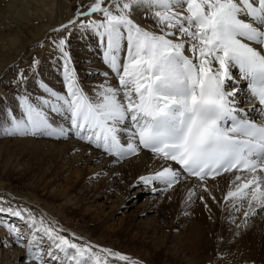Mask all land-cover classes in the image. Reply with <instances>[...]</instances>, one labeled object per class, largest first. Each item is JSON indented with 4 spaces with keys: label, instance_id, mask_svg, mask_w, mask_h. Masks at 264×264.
<instances>
[{
    "label": "snow or ice",
    "instance_id": "obj_1",
    "mask_svg": "<svg viewBox=\"0 0 264 264\" xmlns=\"http://www.w3.org/2000/svg\"><path fill=\"white\" fill-rule=\"evenodd\" d=\"M137 16L149 18V27ZM74 28L95 38L104 66L89 73L94 79L87 86L69 50ZM63 30L68 35L60 37ZM53 31L61 88L37 78L34 59L37 91L28 89L21 70L16 84L24 91L14 109H0V138H75L117 161L147 150L159 170L137 183L165 193L191 178L233 173L224 196L231 210L247 201L245 216L264 211V122L248 116L256 109L242 107L250 101L240 87L247 82L264 114V0H92ZM0 216L20 222L0 220V227L25 249L27 264H136L119 251L65 236L27 208L9 203Z\"/></svg>",
    "mask_w": 264,
    "mask_h": 264
},
{
    "label": "rangeland",
    "instance_id": "obj_2",
    "mask_svg": "<svg viewBox=\"0 0 264 264\" xmlns=\"http://www.w3.org/2000/svg\"><path fill=\"white\" fill-rule=\"evenodd\" d=\"M91 2L92 0H57V9L53 13V19L49 21V27L51 28L47 35L39 42L37 41L36 45H31L28 52L22 55L23 57L13 63L5 74L0 75V109L13 108L17 94L24 91L23 86L18 87L16 84L17 74L21 70L24 71L25 77L29 80L33 76L30 68L34 59L40 62L38 69L46 62L54 61L55 56L51 51V40L54 36H57V33L53 30L73 20L78 5L87 6ZM40 3H42L41 0H0V47L7 38L3 34H16L20 37L21 41L22 37V39L25 37V39H27L29 37V32H33L35 35L40 31L38 29L42 28H39L40 26L48 23L46 19H41V13L38 14L40 18H37V20L29 23L27 22V18L32 14L31 12H33L35 8L39 9V11L45 10L44 12H47V6L42 8V5L38 6ZM67 35V30H63L59 33L60 37ZM75 36L77 41L79 40L81 43L90 40L91 43L96 42L95 38L90 37V34H84L78 28L72 29L69 50L73 57L76 56H74L75 54L72 52L71 41ZM42 44L45 45V47H41ZM80 46H82V44ZM98 59L100 62L99 57ZM82 60L85 61V59ZM4 139L13 138H0V141ZM38 140L40 139L38 138ZM45 141L50 140L46 138ZM63 141L67 143L77 141L83 144L82 141L75 138ZM43 163L46 165L39 167L40 165L37 163L29 164L26 160L20 159L17 161L18 166H16L12 154L0 157V184H2V186H0V206L7 207L10 203L14 208H27L37 219L43 217L50 223L54 222V226L62 229V234L65 236H68L69 233H73L77 237L83 238L84 241L93 244L96 243L95 245L109 248L113 251H119L132 258L136 264H190L194 259L196 261L200 260L199 264H219L222 260V262H229L226 259V253L223 247L224 245L235 247L239 241L238 236L232 234V236L225 237L221 231L223 227H235L237 225L236 222L227 223L226 220L223 219L224 217L222 218L223 215L227 214L225 211L223 215L220 214L221 216L213 215L212 212H210L211 210L204 206V199L203 201L200 198L197 200H194L193 197L189 199L187 195L184 199L191 205L184 203L179 204L175 196H173V198L167 197L168 200L153 196L149 193V190H151L150 187L145 186L143 183L130 185L128 189L125 188L126 183L124 182H119L111 188L105 184L108 186V190L106 187L97 190L94 186L106 182L107 178L113 179L114 177L113 175L110 176L107 174L105 169L96 168L99 162L95 163V165L94 163L88 164L85 161L78 160L68 167L67 173H63L62 175L56 174L57 170H51L49 175H53L54 173L56 175L54 174L53 176L55 183H50L48 185V187L54 189V193L49 194V190L43 187L45 184L43 177L44 172L50 164L47 162V159H43ZM63 163L65 164L66 161ZM122 163L123 162L118 165H122ZM14 167L17 168V173H15ZM81 171L84 173L86 172L85 178H83L76 189L74 188L68 193L67 186L78 178ZM41 175L43 177H40ZM118 179L117 176L116 180ZM104 188L107 191H105ZM93 190L96 193H94ZM123 199L124 201L122 202ZM28 201H31L29 202L30 204ZM32 201L37 203L35 204L36 206L32 205ZM145 203H148L152 210L145 212L146 214H142L141 211L143 206L146 205ZM202 205L206 209V213L203 212L204 221L207 223H205V227L210 223L208 227L213 225L216 231L214 234H208L209 239L205 242L206 245L205 243L202 247L200 245L199 248L197 247V249H199L197 251L193 243L191 245L194 247L185 242L186 238L183 232L187 231L190 219L193 218L195 208H199ZM226 208L229 210L228 207ZM110 215H113V217L110 218ZM0 220L7 221L11 224L20 223L15 218L9 221V219H4L3 216H0ZM145 226H147L148 229ZM245 227L246 225H242V229ZM144 228H146V230ZM180 238L182 239L180 240ZM0 243L7 245V247H0V264H27L25 249L21 248L18 243H15L14 238L10 236L7 229L3 227H0ZM201 248H203V250ZM189 252L193 255H190ZM203 252L206 253L204 258L202 257V254H204ZM211 252L213 253L212 257L214 260L208 261L207 257L210 258ZM199 254L201 256L200 259L198 258ZM193 256H195V258ZM212 257L210 259H212ZM15 259L16 261H14ZM187 260L190 263H188ZM202 261L204 262L202 263Z\"/></svg>",
    "mask_w": 264,
    "mask_h": 264
},
{
    "label": "bare ground",
    "instance_id": "obj_3",
    "mask_svg": "<svg viewBox=\"0 0 264 264\" xmlns=\"http://www.w3.org/2000/svg\"><path fill=\"white\" fill-rule=\"evenodd\" d=\"M41 2L42 3H40L38 6L42 5V8L47 6L46 7L47 12H44L45 10L39 11V9L35 8L34 11L31 12L32 14H30V16L27 18L28 23L35 21V20H37V18H40V16H38V14L41 13V19H46V22L48 21V23L43 24V26H40L39 28L42 27L41 29H38L40 31H38V32L36 31L37 33L35 32L36 33L35 35L33 34V32H29L30 33L29 37L27 39H25L26 37L24 39H22L23 38L22 37L21 41H20V37L16 34H14V35L11 33L3 34L7 38H6V40H4V44L0 47V75L5 74L8 70V68L13 63L17 62V60L19 58L23 57L22 55H24L26 52H28V49L31 45H33V44L36 45V42L37 41L39 42L41 39H43L44 36H46L47 33L49 32V30L51 28V27H49L50 26L49 21L52 20L54 17L53 13L57 9V0H41ZM92 18L99 19V17H96V16H94ZM136 19L142 26H144L146 28L149 27V25H148V19L149 18H147L145 16H137ZM81 44H82V46H80ZM71 48H72V52L75 54L74 56H76L73 58L76 62V67L79 70L80 78L82 79L85 86H87V85L91 84L93 82V79H94V77L92 75H89V73L97 72V71L104 69V66L100 64L99 59H98L99 55L97 52L96 42L91 43V40H90V41H85L84 43H81V41L80 42H79V40L77 41V38L75 36L73 38V40L71 41ZM82 59H85V61H83ZM37 72H38L37 78H43L45 81H47L55 89L61 88V81H60L58 69L53 66V61H50V62L48 61L43 66H40L39 69H37ZM233 72L235 74V70H233ZM99 79H103V78L100 77ZM109 80L112 83H115V80H113L111 76L109 77ZM240 83H242V81H240ZM27 87L29 90H31L33 92L37 91V89L35 87V83L32 81V77L29 79V83H28ZM241 89H242V87H241ZM243 96H244V93L242 91L241 97H243ZM250 106H251L250 102L244 103L242 105V107H244L246 109L249 108ZM15 107H16V101H15V104L13 105V108H15ZM39 139L40 140H38V138H32V137L4 139V140L0 141V157L6 156L8 154H12V156L15 159V162H16L15 165L16 166H18L17 161H19L20 159H24L29 164H31V163L39 164L40 165L39 167H43L44 165H46L45 163H43V159H47V162L50 165L47 168V170L44 172V177L42 175L40 177H43V179L45 181V184L43 187H44V189L49 190L48 191L49 194L54 193V189L53 188L51 189L50 187H48V185L50 183L51 184L55 183V179H53L54 178L53 176L55 173L53 175H49L51 170L52 171L57 170L56 174L62 175L63 173H67L68 169H69L68 167H70L72 163H74L78 160L79 161H81V160L85 161L88 164H92V163L95 164V163L99 162L98 165L95 164L96 168L98 167V169H101V168L105 169V172L107 174H109L110 176H112V175L114 176L113 179H108V178L106 179L105 178L106 182H102V183L98 182L99 184L97 186H94V188H96L97 190H99V189L101 190L102 187H106V189H107L108 186L111 188L119 182L126 183L125 188L128 189V187L130 185L137 183L138 178L140 176L151 175L155 171L159 170V161L153 157V154L144 152L142 150L139 152L138 155L132 156L131 158H128V159H125L122 161H117L111 157L105 156L103 154V152L98 151L97 149H95L93 147H90L85 142H83V144H81L77 141L67 143V142H64L63 140L49 139L50 141H45L46 138H39ZM41 139H43V140H41ZM75 158H77V159H75ZM70 160H72V161H70ZM65 161H66V163L64 164L63 162H65ZM121 162H123L122 165H118ZM14 171H15V173H17V168H15ZM85 173L83 171H81L80 174L78 175V178H76L72 184H69L68 186L66 185L68 193H70L74 188L76 189L78 187V185L81 183L83 178H85ZM117 176L119 178L118 180H116ZM234 179H235V177H234L233 173L222 174V175L217 176L216 178H212V179H205L203 182L196 181L194 179H190L189 181H185L182 184L175 186V190H169L166 193L161 192V191H153V187L151 185H148L151 189V190H149L150 192L149 191L148 192L150 194H152L153 196L163 198L164 200H166V199L168 200L167 197L173 198V196H175V198L177 197L176 199L178 200L179 204L184 203L187 205H191V204L189 202H186V200L184 198L187 195L189 196L190 192H195V195L192 196L194 198V200H197L198 198L203 197L205 203L208 205L207 208H209L211 210L210 212H212L213 215L215 214L216 216H221L220 214L223 215V212L225 211L227 214L223 215L222 218L224 217L223 219L226 220L227 223L232 222L234 220L237 225H246V227L243 229H242V226L238 228L237 225L235 227L231 226V228H224V227L222 228L221 227L222 228L221 231H222L223 236L228 237V236H232V234H234V235L238 236L239 241L237 242L235 247H228L227 245H224L223 249H224V252L226 253V259L229 262H222L223 261L222 260V261H220L219 264H226V263H228V264H264V211H257L253 215L245 216L244 211L248 209L247 201L244 202L243 208L241 211H232L231 210V205H228L225 202L224 196L230 190V183ZM103 181H105V180H103ZM237 183H239V182H237ZM105 184H107L108 186ZM197 184H199L200 186L197 187L196 186ZM0 186H2V184H0ZM41 187H42V185H41ZM156 187H157V189H159V188H162L163 186L157 185ZM204 187H207V189H208L207 192L204 191ZM64 188H66V187H64ZM96 189H94V190H96ZM106 189H105V191L108 190V189L107 190ZM35 190H36V188H35ZM94 190H93V192L96 193ZM221 200H222V202H221ZM123 201H124V199L122 200V202ZM29 202H31V201H28V203ZM166 202H168V201H166ZM32 203H33L32 205L37 204L35 201H32ZM151 203H153V202H151ZM237 203H239V202L237 201ZM204 206L202 205L199 208H195V211L193 212L194 213L193 218L190 219V222L188 221L189 226L187 227V231H185L186 233L183 232V234L185 235V238H186L185 242H187L190 245L193 243L194 246L196 247L195 249H197V247L199 248L200 245L202 247L203 244L205 242H207L209 239L208 234L209 235L214 234L216 231V229L213 225L208 227V225L210 223L207 225V227H205L206 222L204 221L205 219L203 218L204 217L203 212L206 213V211H205L206 209ZM226 207H228L229 210ZM151 210H152L151 207L147 203L145 206H143L141 213L146 214L145 212H149ZM112 217H113V215H110V218H112ZM3 218L9 219V221H12L11 220L12 218H10V217L3 216ZM145 227L147 228V226H145ZM227 227H229V226H227ZM146 228H144V229L146 230ZM175 228H176V226H175ZM218 230H220V229H218ZM137 232H139V231H137ZM184 235H182V236H184ZM181 239L182 238H180V240ZM205 245H206V243H205ZM205 245H204V247H205ZM191 246L194 247L193 245H191ZM201 249L203 250V248H201ZM193 250H194V248H193ZM198 250L199 249H197V251ZM191 252H193V251H191ZM199 252H201V251H199ZM195 253H196V250H195ZM189 254H190V252H189ZM208 254H209V249H208ZM190 255H193V254H190ZM202 255H203L202 257L204 258V256H206V253H204ZM212 255H213V253L211 254V256L209 255L210 258L212 257ZM198 256H199L198 258L200 259L201 258L200 254ZM214 256H215V254H214ZM193 257L195 258V256H193ZM15 258H17V257H15ZM207 258H208V261L214 260L213 257H212V259H210L209 257H207ZM196 259H197V256H196ZM14 261H16V259ZM199 261H196L194 259L193 262L190 263L188 261V263L199 264L200 263ZM224 261H226V260H224ZM203 262L204 261H202V263ZM205 262L207 263L206 260H205Z\"/></svg>",
    "mask_w": 264,
    "mask_h": 264
}]
</instances>
